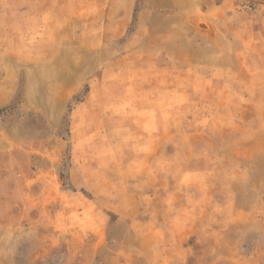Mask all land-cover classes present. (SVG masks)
Masks as SVG:
<instances>
[{
  "label": "rangeland",
  "instance_id": "rangeland-1",
  "mask_svg": "<svg viewBox=\"0 0 264 264\" xmlns=\"http://www.w3.org/2000/svg\"><path fill=\"white\" fill-rule=\"evenodd\" d=\"M0 264H264V0H0Z\"/></svg>",
  "mask_w": 264,
  "mask_h": 264
}]
</instances>
